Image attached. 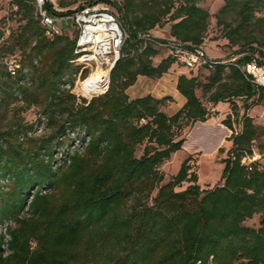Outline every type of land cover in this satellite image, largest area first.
Masks as SVG:
<instances>
[{
    "label": "trees",
    "instance_id": "obj_1",
    "mask_svg": "<svg viewBox=\"0 0 264 264\" xmlns=\"http://www.w3.org/2000/svg\"><path fill=\"white\" fill-rule=\"evenodd\" d=\"M11 1L20 24L0 45V60L14 56L17 67L11 74L0 63V113L19 116L0 128V264H264V169L242 163L256 134L247 110L264 104V87L235 65L255 52L264 56V42L247 30L264 12V0H222L216 25L238 47L235 56L250 52L204 67V80L178 75L176 90L185 102L172 114L162 110L170 95L130 98L126 91L138 76L159 79L178 62L156 45L159 39L145 36L155 27L168 23L169 39L204 43L210 14L198 0H84L78 7L109 4L128 33L106 92L89 101L61 87L76 30L50 38L34 0ZM57 1L66 8L78 0ZM45 7L58 16L73 11ZM157 48L168 55L154 64ZM198 89L208 104L228 102L231 114L223 123L232 128L233 117L239 131L228 138L218 185L199 186L190 156L163 183L160 166L182 149L181 129L210 118ZM30 107L48 134L29 135L35 124L20 114ZM75 131L83 132L82 149L54 157V142ZM255 214L258 227L243 224Z\"/></svg>",
    "mask_w": 264,
    "mask_h": 264
},
{
    "label": "rangeland",
    "instance_id": "obj_2",
    "mask_svg": "<svg viewBox=\"0 0 264 264\" xmlns=\"http://www.w3.org/2000/svg\"><path fill=\"white\" fill-rule=\"evenodd\" d=\"M116 4L123 0H114ZM175 5L181 3L183 0H173ZM52 4L65 11L73 9L81 5L84 0H78L66 8H62L57 0H50ZM198 5L207 9L210 18L207 32L205 34L203 49L207 57L211 59H219L229 62L235 57L237 50L236 45H231L228 40L222 35L221 28L216 25L214 15L223 5L222 0H198ZM112 11L118 13L113 7ZM14 6L11 0H0V45L11 31L17 30L19 26V17L14 14ZM168 23L157 26L151 30V34L161 40L168 39ZM75 27L71 22L63 28V32L68 36H73ZM248 31L255 34L260 42H264V12H257L253 21L247 27ZM168 55L167 50L157 48V55L153 58V63L157 64L162 58ZM180 64V63H179ZM183 70L190 75H198L201 80L208 75L209 70L200 68H188L183 64L176 66L169 71V74H164L162 78L152 79L149 77H141L138 82L127 89V94L130 98L138 97L144 94H151L153 96L161 97L167 94H172L175 91V74L178 70ZM176 70V71H175ZM198 97L202 100L205 106H209L206 98L202 95L201 89L197 90ZM174 101V100H173ZM172 101V102H173ZM237 104L238 115L241 116L243 110L241 109V99H234ZM168 102L162 107V110L167 114L174 113L179 105ZM38 109L35 107L28 108L25 112L20 114L23 122L27 124H35L32 134L30 136H41L48 134L49 129L46 128L44 120L41 118L38 121ZM231 114L228 102L220 101L212 106L210 110V118L204 122H194L188 126H184L180 131V136L184 138L185 142L182 149L175 152L168 161L161 164L160 169L163 171V183L169 180L178 170L180 163L190 156V165L193 171L197 173L198 184L201 188H211L218 185L219 179L223 170V158L226 156L227 150L231 146V141L228 139L233 131H239V125L234 123L232 117V128H228L223 123V120ZM247 114L252 117L255 126V139L252 143V154L246 156L256 162L260 169H264V104L254 105ZM19 115L14 114L12 110L5 114L0 113V128L7 127L11 122L18 118ZM83 132L75 131L63 137V143L60 139L54 142V157L65 158L73 150H81ZM187 185L182 183L176 190H182ZM260 215L255 214L250 219H246L243 224L251 227L259 226ZM2 232L4 228L0 229ZM4 250L6 248L4 246Z\"/></svg>",
    "mask_w": 264,
    "mask_h": 264
},
{
    "label": "built area",
    "instance_id": "obj_3",
    "mask_svg": "<svg viewBox=\"0 0 264 264\" xmlns=\"http://www.w3.org/2000/svg\"><path fill=\"white\" fill-rule=\"evenodd\" d=\"M34 2L46 36L51 38L62 34L63 28L69 22L76 30L74 57L69 61L70 66L62 76L61 87L69 90L78 99L83 98L86 101L105 93L109 84L110 71L120 56L123 42L128 37L118 13L112 11L109 4L98 2L73 8L68 16H58L46 9L45 4L49 2L54 11H61L50 0H34ZM145 36L155 38L152 34ZM156 45L166 48L178 62L190 69L213 68L215 64L225 62L207 57L202 45H187L174 39H159ZM248 52L250 51L245 49L230 61L235 62L238 57L243 58ZM253 54L254 57L251 59L236 61L235 65L247 80L264 87V61H262L264 56H259L258 59L259 54L256 52ZM1 62L11 74L15 73L17 59L14 56L4 61L0 60ZM100 73L105 74L103 81H90L93 75ZM251 161L253 160L249 157L248 162L245 157L242 159V163L246 165Z\"/></svg>",
    "mask_w": 264,
    "mask_h": 264
},
{
    "label": "crops",
    "instance_id": "obj_4",
    "mask_svg": "<svg viewBox=\"0 0 264 264\" xmlns=\"http://www.w3.org/2000/svg\"><path fill=\"white\" fill-rule=\"evenodd\" d=\"M170 38V36H169V34H168V39ZM202 47H203V44H202ZM181 64V63H180ZM178 62H176V63H174L173 65H172V67L169 69V71H171L172 69H174L176 66H179L180 65ZM176 71V70H175ZM170 72H168V73H166V74H169ZM180 74H185V75H187V76H190V74H188V73H186L185 71H183V70H178L177 71V73L175 74V80H174V82H175V91L172 93V94H167V95H170L172 98H173V102H172V104H177V105H179V107H178V109L184 104V102H185V99H184V97L182 96V95H180L179 93H178V91L176 90V80H177V77H178V75H180ZM141 77H144V76H138L137 77V80H136V82L135 83H137L138 82V80H139V78H141ZM162 78V77H161ZM134 83V84H135ZM133 84V85H134ZM145 95V94H144ZM142 96V95H141ZM165 96V95H164ZM155 97H157V96H155ZM162 97V96H161ZM212 104H210L209 103V106H207L208 108H210L211 110H212Z\"/></svg>",
    "mask_w": 264,
    "mask_h": 264
},
{
    "label": "bare ground",
    "instance_id": "obj_5",
    "mask_svg": "<svg viewBox=\"0 0 264 264\" xmlns=\"http://www.w3.org/2000/svg\"><path fill=\"white\" fill-rule=\"evenodd\" d=\"M104 76H105L104 73L93 75L92 78L90 79V81H103L105 79Z\"/></svg>",
    "mask_w": 264,
    "mask_h": 264
}]
</instances>
